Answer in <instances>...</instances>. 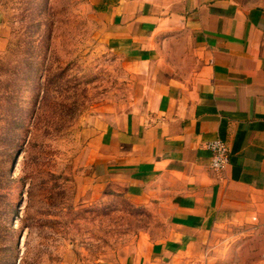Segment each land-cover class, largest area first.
Instances as JSON below:
<instances>
[{"label":"crops","instance_id":"0c3cea01","mask_svg":"<svg viewBox=\"0 0 264 264\" xmlns=\"http://www.w3.org/2000/svg\"><path fill=\"white\" fill-rule=\"evenodd\" d=\"M92 4L140 78L130 108L89 139L91 188L165 216L159 237L113 264H201L227 225L264 235V2L182 0L162 16L150 0ZM215 139L228 152L219 173L205 149ZM255 247L252 264H264Z\"/></svg>","mask_w":264,"mask_h":264},{"label":"rangeland","instance_id":"374dc122","mask_svg":"<svg viewBox=\"0 0 264 264\" xmlns=\"http://www.w3.org/2000/svg\"><path fill=\"white\" fill-rule=\"evenodd\" d=\"M150 1L162 16L182 0ZM92 2L0 0V264L118 263L164 229L157 202L91 188L89 139L140 78ZM263 238L220 227L201 264H252Z\"/></svg>","mask_w":264,"mask_h":264},{"label":"built area","instance_id":"2783aa9c","mask_svg":"<svg viewBox=\"0 0 264 264\" xmlns=\"http://www.w3.org/2000/svg\"><path fill=\"white\" fill-rule=\"evenodd\" d=\"M205 149L210 154L209 168L215 173L221 172L228 164V152L223 142L219 139L209 141Z\"/></svg>","mask_w":264,"mask_h":264}]
</instances>
